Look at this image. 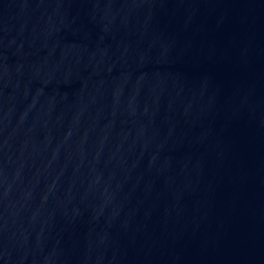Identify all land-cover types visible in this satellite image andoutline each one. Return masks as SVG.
Here are the masks:
<instances>
[{
	"label": "water",
	"instance_id": "obj_1",
	"mask_svg": "<svg viewBox=\"0 0 264 264\" xmlns=\"http://www.w3.org/2000/svg\"><path fill=\"white\" fill-rule=\"evenodd\" d=\"M0 264H264V0H0Z\"/></svg>",
	"mask_w": 264,
	"mask_h": 264
}]
</instances>
